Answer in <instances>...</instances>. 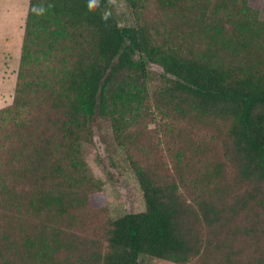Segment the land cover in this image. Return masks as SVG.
<instances>
[{"label": "trees", "instance_id": "1", "mask_svg": "<svg viewBox=\"0 0 264 264\" xmlns=\"http://www.w3.org/2000/svg\"><path fill=\"white\" fill-rule=\"evenodd\" d=\"M124 1L133 24L109 0H29L0 108V264H264V0ZM98 116L143 210L114 217L88 165Z\"/></svg>", "mask_w": 264, "mask_h": 264}, {"label": "rangeland", "instance_id": "2", "mask_svg": "<svg viewBox=\"0 0 264 264\" xmlns=\"http://www.w3.org/2000/svg\"><path fill=\"white\" fill-rule=\"evenodd\" d=\"M121 24H133L132 14L124 0H109ZM29 0H0V108L13 102ZM155 77L151 86L160 83L163 68L149 64ZM154 121L160 118L153 115ZM151 126H154L152 121ZM86 160L92 173L103 180L104 194L111 213L117 217L145 208L143 192L121 146L113 138L109 119L98 116L93 122V140L86 146ZM142 264H179L148 255Z\"/></svg>", "mask_w": 264, "mask_h": 264}]
</instances>
